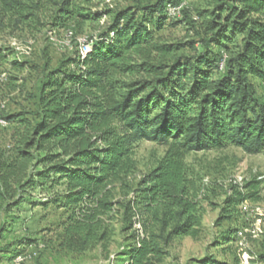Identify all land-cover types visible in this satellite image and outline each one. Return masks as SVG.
<instances>
[{"label": "trees", "instance_id": "16d2710c", "mask_svg": "<svg viewBox=\"0 0 264 264\" xmlns=\"http://www.w3.org/2000/svg\"><path fill=\"white\" fill-rule=\"evenodd\" d=\"M177 1L102 12L61 1L67 20L106 14L112 21L90 37L84 58L68 61L76 69L48 70L32 118L6 117L25 130L9 153L0 149V240L10 227L1 217L28 201L63 210L62 251L81 254L100 245L110 259L119 232L117 260L160 264L177 238L196 236L203 226L185 156L229 146L264 154V101L253 83L264 82V0H206L195 21L199 39L168 42L158 32ZM187 47L191 55L181 53ZM12 54L0 47V64L19 65ZM141 139L170 147L159 166L136 181L130 179L132 151ZM244 186L249 193L227 197L218 225L237 219L236 204L259 198V182ZM37 190L45 197L35 199ZM233 234L225 230L214 246L233 243ZM31 242L24 238L0 252L13 262ZM240 262L213 255L197 261Z\"/></svg>", "mask_w": 264, "mask_h": 264}, {"label": "rangeland", "instance_id": "374dc122", "mask_svg": "<svg viewBox=\"0 0 264 264\" xmlns=\"http://www.w3.org/2000/svg\"><path fill=\"white\" fill-rule=\"evenodd\" d=\"M62 0H0V47L13 51L11 63L0 64V149L10 152L25 128L19 122H10L7 116L29 113L33 117L38 93L48 70L67 65L70 59L81 58L80 39L93 37L104 31L112 17L103 14L98 19L83 20L64 18L60 11ZM159 0H72L92 11L106 9L140 10ZM170 7V8H169ZM206 7V0H178L168 6L170 19L158 35L168 42L198 40L196 20L198 11ZM181 53L191 55L190 48ZM82 59V58H81ZM255 90L264 101V82L253 79ZM3 121V122H1ZM170 144L146 139L134 143L132 159L135 169L130 179L139 180L150 173L166 157ZM186 174L193 187V194L203 210V226L196 236H182L170 247V254L160 264H199L198 259L213 255L229 262L240 257V264L250 258L264 261V154H250L240 147L191 151L185 158ZM259 182L257 198L236 204L235 217L220 221L225 200L239 191L249 193L247 182ZM46 191L37 190L35 199L45 197ZM38 201V200H36ZM10 226L0 240V248L24 238L32 241L18 264H123L115 253L122 245L119 232L110 246L111 258H106L100 245L85 253L74 254L60 250V223L62 209L54 205L36 206L25 202L8 217H1ZM120 229V224H116ZM225 230L234 232L235 241L224 246H214ZM242 234H239V233ZM231 245V248H228ZM16 248V246H13ZM21 249V248H20ZM0 264H17L0 252Z\"/></svg>", "mask_w": 264, "mask_h": 264}, {"label": "built area", "instance_id": "2783aa9c", "mask_svg": "<svg viewBox=\"0 0 264 264\" xmlns=\"http://www.w3.org/2000/svg\"><path fill=\"white\" fill-rule=\"evenodd\" d=\"M171 6V5H169ZM170 8V7H169ZM91 45H92V39L89 36H85L80 39V46H81V58H84L91 50ZM3 122V121H1ZM239 234H242L241 232ZM24 260V256L19 255L16 258V263H20L21 261Z\"/></svg>", "mask_w": 264, "mask_h": 264}]
</instances>
